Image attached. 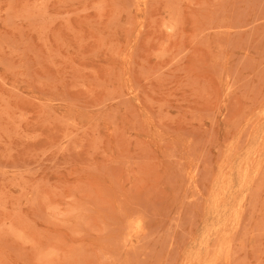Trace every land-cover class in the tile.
<instances>
[{
    "label": "rangeland",
    "instance_id": "1",
    "mask_svg": "<svg viewBox=\"0 0 264 264\" xmlns=\"http://www.w3.org/2000/svg\"><path fill=\"white\" fill-rule=\"evenodd\" d=\"M0 264H264V0H0Z\"/></svg>",
    "mask_w": 264,
    "mask_h": 264
},
{
    "label": "bare ground",
    "instance_id": "2",
    "mask_svg": "<svg viewBox=\"0 0 264 264\" xmlns=\"http://www.w3.org/2000/svg\"><path fill=\"white\" fill-rule=\"evenodd\" d=\"M138 226H139V224H138ZM136 229V228H135Z\"/></svg>",
    "mask_w": 264,
    "mask_h": 264
}]
</instances>
